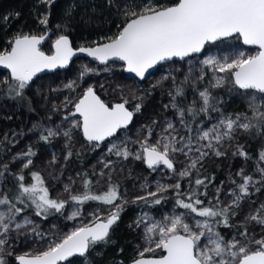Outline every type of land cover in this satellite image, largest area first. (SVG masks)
Masks as SVG:
<instances>
[{
	"label": "snow or ice",
	"instance_id": "1",
	"mask_svg": "<svg viewBox=\"0 0 264 264\" xmlns=\"http://www.w3.org/2000/svg\"><path fill=\"white\" fill-rule=\"evenodd\" d=\"M37 3L50 9L55 0H37ZM104 4L110 10H115L120 23L115 25L118 29L115 35L102 38L105 41L103 43L94 41L93 46L74 49L68 35L59 34L52 44L53 54L46 55L40 45L47 38V12L38 17V24L44 26L43 34L21 31L13 35L8 40V48L0 51V66L8 70V75L0 78L3 96L10 100H25L26 91L31 90L34 78L39 73L67 67L77 52L85 53L102 65H108L109 61H122L128 73L144 80L149 70L158 65L162 66L175 58L184 61L199 56L206 52L207 45L229 38L239 39L246 46H255V54H247L242 50L218 55L209 53L196 61L198 70L196 64L190 63L188 73L180 84L168 72L152 85L153 88L158 87L171 78L173 87L168 93L171 101L164 107L175 110L179 128L172 120H165L160 131L156 132L154 126L158 122L153 119L151 125L142 126V130L146 129L143 141L122 138L119 133L129 128L134 114L141 111L142 103H136L134 111L126 107V99L109 106L92 86H88L74 103L71 97H65L64 107L72 105V109L63 117L68 122L67 128L60 125L55 128L33 125L30 131L38 130V140L45 144L55 137L63 136L67 149L65 160L73 155L72 139L74 132L79 130L92 148H99L102 143L109 141L107 152L110 155L123 160L133 158L142 161L153 171L163 166L178 177L174 184L157 181L155 191L133 200V203L142 201L144 206L152 208L166 201L167 197L163 193L170 189L176 193L170 214L165 213L161 219H155L148 212H143L134 221L136 228L142 227L144 247L138 250L131 264H264V235L257 239L248 227L259 226L264 232V202L252 207L256 201L247 200L253 191L260 192L264 187V166H261L264 165V148L259 151L255 163L259 178L252 174L246 175L245 168H240L235 175L240 177L241 182L231 179L234 187L228 191L230 199L226 203L220 198L221 187L215 189L211 199H202L207 198V189L214 177H200L205 158L209 155L226 156V151L221 149L225 144L235 141L237 133L264 137V0H174L166 5L153 0H104ZM19 15L16 13L17 17ZM67 15L70 16L71 12ZM0 19L6 21L8 17ZM56 27L66 28L67 25L58 24ZM103 71L107 72L109 68L105 67ZM194 72L198 74L193 76ZM90 74H98V70L82 65L78 79L69 81L64 88L75 91L79 81ZM206 78L203 90H198L199 106L196 100L181 106L177 98L184 96L182 85L202 83ZM226 85L230 86V92H236L246 102L245 112L225 114L222 110L223 101L214 96L211 90ZM53 110H57L56 106H53ZM212 113L217 114L215 122H211ZM76 116L79 119H72ZM201 116L203 119H200ZM181 130L184 134H181ZM154 134L155 142L149 143V138ZM4 139L8 140L7 134ZM9 142L13 145L16 143L15 140ZM130 143H139L141 151L129 148ZM36 155V151L28 145L26 151L12 157V162L21 163L18 174L10 172L9 163H0V185L6 179V173L15 181V191L0 188V264H10L9 257H14V264H63L66 261L71 264L69 258L72 257L82 258L83 264H94L92 253L95 252L98 257L103 255L96 248L111 243V232L128 201L121 198L119 186L111 183L106 191L94 193L93 181L89 178L83 180L81 192L73 193L74 181L71 177L70 183L64 185V191L69 193L68 199L52 198L39 172L32 171V182H25L23 170L33 165ZM179 155L188 163L177 171L174 161ZM232 155L245 161L252 159L240 144H237ZM56 160L53 154L50 163L54 164ZM100 163L102 168L94 175L110 181L113 161L102 158ZM105 169L109 171L106 173ZM77 175L86 176L81 173ZM192 177L195 178L189 179V190L182 192L180 180ZM96 183H99V179ZM118 200L119 204L116 203ZM89 202L111 207L107 209L106 216H102L101 209L96 208L90 213L94 217L91 224L74 227L38 253L14 255L12 233H16L17 237L46 238L38 224L28 216H22L28 208L32 209L36 217L44 220L58 214L71 221L82 217L84 206ZM245 202L249 203L247 215L236 224L231 223L243 211L242 204ZM177 208L183 211L177 212ZM66 209H70L67 215ZM220 228L242 230L226 240L218 230ZM237 237H242L246 242ZM157 252L160 254L155 255ZM116 264H123V261Z\"/></svg>",
	"mask_w": 264,
	"mask_h": 264
},
{
	"label": "rangeland",
	"instance_id": "2",
	"mask_svg": "<svg viewBox=\"0 0 264 264\" xmlns=\"http://www.w3.org/2000/svg\"><path fill=\"white\" fill-rule=\"evenodd\" d=\"M235 50L244 51L245 48L240 44H228L220 45L218 49L211 50L204 55L212 54H228ZM204 55L200 57H193L185 62H172L160 67L156 72H154L147 80L144 82H138L135 79L126 77L122 72V66L116 63L107 65L109 71L105 72L103 69L105 67H100L84 59L76 60L71 69L64 72L55 73L54 75H49L41 77L35 81L32 85L31 90L27 91L29 95L36 97V104L40 108V114L42 117L47 119V121L39 122L33 121L29 124L28 129L24 133H15L10 135L9 141L15 140L16 143L13 145L9 142L8 153L0 159V163H9L10 172H20L21 163L20 161L12 162V157L21 151H26L27 146L31 145L36 151L37 155L33 157V165L29 169H24L23 174H25L26 179H30V171L39 172L45 179L48 189L51 191L52 198L57 199H68L69 193L64 191V185L69 184V177L72 178L74 183L72 184L73 193H79L83 190L82 184L85 178H89L93 181V192L102 193L107 190L109 183L119 186V194L123 200L128 201L124 207L133 205V200L137 196H147L148 192L156 190V182L159 181L163 184H174L177 182V178L171 175V172L167 169L160 167L153 171L145 167L142 161L129 158L128 160H123L117 158L115 155H110L107 152V145H100L99 148H92L88 143L82 138V134L79 130H76L73 135L71 150L72 157L69 160H65L64 156L67 149H65V138L63 136L55 137L50 143L45 144L38 140L39 131L32 130L33 125H43L44 127H53L60 125L63 128L68 127V122L63 119L67 114L68 110L72 109V105L69 104L64 107L63 102L65 97H71L73 103L82 95L83 90L88 86H92L98 89V92L103 96L105 102H123L125 99L128 101L126 104L130 110L134 111L136 103H142L143 107L139 113H135L134 124L123 131L120 135L122 138L130 137L132 141H143L146 136V129L142 130V126L151 125L152 120L155 119L158 123L155 125L156 132L160 131L165 120H172L177 123L179 128L178 120L175 115V110L172 108L165 109L164 105L169 104L171 97L168 95L169 91L172 90L171 78L162 83V85L153 88L152 85L161 79L162 75L170 72L172 76L176 78L177 84L179 81H184L185 75L188 73V69L191 64H196L197 70L199 69V64L196 63L197 60L203 59ZM82 65H87L88 67L95 68L98 70V74H90L84 79L79 81L78 87L75 91H69L64 88V85L69 81L77 80L79 72ZM198 72H194L193 76L197 75ZM7 76L6 74L0 73V78ZM207 83V78L204 82H197L194 85L189 82L190 86H199V90H203L205 84ZM103 85V87H101ZM37 88L40 89L39 93ZM56 89V91H52ZM151 93L150 95L148 93ZM1 93V89H0ZM143 97L142 100L139 98ZM1 99V94H0ZM53 106H56L57 110H53ZM182 106V105H181ZM213 119L211 122H215L216 113L211 114ZM0 116L7 119V117L14 118L13 109L1 103L0 100ZM72 119H79L74 117ZM203 119V116H201ZM194 126V125H193ZM181 134L183 130H181ZM244 133H237V139L230 144H225L222 151H226L227 155L223 157H215L209 155L203 161V167L201 168L200 174L205 175L208 171L213 170L219 172L222 180L217 185H212L209 187V195L206 200L211 199L215 193L217 187H221L220 198L225 203L230 197L227 193L230 189L234 187L231 183V179H235L237 183L241 182L240 177L236 176V172L240 168H245V174H252L256 178H259V174L256 172H250L248 162L239 156H233L232 152L235 151L237 144L245 146L246 142L243 138ZM1 139V136H0ZM156 140V135L154 134L149 138V143H154ZM129 148L134 151H141L139 143H130ZM93 153L91 158H87L88 153ZM55 154L57 157L56 162L50 163L52 156ZM107 160L111 159L113 161L112 171L110 173L111 180L107 178L100 179L98 175L94 173H99L102 165L100 163L101 159ZM177 171H180L185 167L188 161L179 155L174 161ZM264 166V165H262ZM106 173L108 169L104 170ZM77 173L86 174L78 176ZM231 174V175H230ZM9 175L6 173V178ZM99 179V183L96 181ZM185 178L181 183V191L185 192L188 188V180ZM6 180V179H5ZM4 180V182H5ZM3 182V185H4ZM223 182V184H222ZM0 185V188H3ZM143 186V187H142ZM167 192H172L176 197L174 190L170 189ZM247 200L256 201V207L259 203L264 202V189L260 192H254L247 198ZM175 198L166 199L161 205H158L155 210L150 208L141 209L132 218L130 225L138 240L134 244V249L138 252L139 249L144 247V242L142 239L143 231L141 228H136L134 221L143 212H148L153 218L161 219L163 214L171 213L174 206ZM214 202V201H213ZM116 203H120L118 200ZM111 206L98 204L97 202H89V204L84 206V214L82 217L76 220H66L64 217L62 219L53 218L42 221L34 217L31 213L23 216H28L36 224L39 225L40 230L46 234L45 240H40L38 238L26 237L21 235L17 237L16 233H12V245L14 255H22L25 253L34 254L44 250L48 244L54 240H59L67 232L71 231L74 227H79L81 225H89L94 220V217L90 215L96 208L101 209V215H107V209ZM243 211L233 218L231 221L233 224L241 221L243 216L247 215L249 210V203L245 202L242 204ZM70 209H66L65 215ZM177 212L183 210L176 209ZM22 219V217H18ZM191 223V220L188 221ZM249 227V232L255 233V238H260L264 235L259 226ZM242 230V229H240ZM236 232H232L228 239H231ZM243 241L242 237H237ZM246 242V241H243ZM157 252L155 255H159ZM152 255V254H149Z\"/></svg>",
	"mask_w": 264,
	"mask_h": 264
},
{
	"label": "trees",
	"instance_id": "3",
	"mask_svg": "<svg viewBox=\"0 0 264 264\" xmlns=\"http://www.w3.org/2000/svg\"><path fill=\"white\" fill-rule=\"evenodd\" d=\"M153 2H159L160 4L166 5L171 4L174 2V0H153ZM45 12L49 13L48 28L52 32L51 38L42 48V51H44L47 55L52 54V44L59 34L68 35L74 48L81 46H93L94 41L103 43L105 41L102 38L115 35V33L118 31L115 25L120 23V19L116 15L115 10H110L108 7H106L104 0H59L50 9L44 5L38 4L37 0H0V18L8 17L6 21L0 19V51L6 50L8 48V40L17 32L22 31L23 33L37 35L43 34V26L38 24V17ZM69 12H71L70 16L67 15ZM16 13H19L20 15L17 17ZM58 24L62 26L67 25V27L58 29L56 27ZM233 43L239 45L241 44L239 39L230 38L214 45H207L206 52L204 54L211 50L218 49L222 44L228 45ZM256 51L257 50L254 49L244 50V52L247 54H255ZM69 69H71V67ZM180 83L181 81L178 82V84ZM182 86L184 87L185 92L183 97L177 98L178 103H181L182 106H186L191 104L193 100H196L197 106H199V86H190L188 83L183 84ZM229 87L230 86L226 85L223 88L212 89L211 91L214 96H218L223 101L222 110L225 112V114L245 112L246 102L236 92H230ZM95 90L104 101L103 96L98 92V89L95 88ZM0 94L1 103L10 106L13 109L14 115V118L11 119H5L0 116L1 159L9 151V138L11 134L17 132L24 133L27 131L31 122H44L47 121V119L41 116L40 108L36 104V97L29 95L27 91L25 93L26 99L23 101L5 98L2 94V89ZM105 103H107L109 106L113 104L111 102ZM122 133L123 132H120L119 135ZM5 134L8 135V140L4 139ZM243 138L246 142L244 149L252 157V159L247 161L249 170L250 172H255V163L258 159V153L262 148H264V137H255L243 134ZM92 156L93 153L89 152L86 157L91 158ZM31 172L32 171H30V173ZM18 173L19 172H14V174ZM40 175L42 176V174ZM171 175L173 176L172 173ZM205 176L209 178L214 177L212 184H209L207 189V193L209 195V187L219 184L222 180V177L219 172L213 170L208 171L205 175L200 174L201 178ZM174 177L178 179V177ZM194 178L195 177L187 178L186 180L189 182V179L194 180ZM183 180L184 179L180 180V182H183ZM25 182L31 183V177L29 180L25 177ZM45 186L47 187L46 181ZM3 188L15 191V181L11 175L6 178ZM263 189L264 187L261 188V190ZM188 190L189 186L185 192ZM201 191H203V189H201ZM49 193L51 196L50 190ZM163 195L166 196L167 199H176L172 192H165ZM201 198L206 199L204 197ZM149 199L152 198L149 197ZM156 207L157 206H154L150 209L155 210ZM145 208L149 207L144 206L142 201L124 207V211L121 213L119 222L111 232V243L107 246H97L96 248V251H102L103 255L98 257L96 256L95 252L92 253L91 259L94 261V264H116L118 261H123V264L131 263L132 259L137 255V252L134 249V244L138 238L135 235L134 230L130 228L129 225L132 221V218L138 213V211ZM28 213H31L34 217H36L31 208H28L22 214V216ZM36 218L45 221L40 217ZM53 218L62 219L63 216L57 214L54 216H49L48 219ZM218 230L227 240L232 232H237L240 229L220 228ZM119 249H123V251L121 252ZM9 261L10 264H14V257H9ZM70 261L71 264H83L82 258L72 259ZM65 264H68V262Z\"/></svg>",
	"mask_w": 264,
	"mask_h": 264
},
{
	"label": "water",
	"instance_id": "4",
	"mask_svg": "<svg viewBox=\"0 0 264 264\" xmlns=\"http://www.w3.org/2000/svg\"><path fill=\"white\" fill-rule=\"evenodd\" d=\"M59 0H55V3L54 4H56L57 2H58ZM53 4V5H54ZM48 27V26H47ZM43 29H44V26L42 27ZM51 36H52V32H51V30H49V28H48V32H47V38L45 39V41L40 45V48H41V50H42V48L44 47V45L48 42V40L51 38ZM230 39V38H229ZM69 40H70V38H69ZM228 40V39H227ZM70 42H71V40H70ZM218 43V42H217ZM240 43H241V45L245 48V49H254V50H257L256 49V47L255 46H246V45H243L242 44V41H240ZM72 44V43H71ZM73 47V46H72ZM74 48V47H73ZM77 48H79V47H77ZM77 48H74V49H77ZM53 52H54V49H53V47H52V54H53ZM51 54V55H52ZM47 55V54H46ZM203 54H201V55H199V56H194V57H200V56H202ZM193 58V57H192ZM78 59H84V60H87V61H89V62H91V63H93V64H96V65H98V66H100V67H106L107 65H102V64H100L98 61H95L93 58H91V57H88L85 53H79V52H77V54L72 58V60H70L69 61V65L67 66V67H65V68H62V69H55V70H53V71H48V70H45L44 72H42V73H39L38 75H37V77L36 78H34L35 79V81L36 80H38L39 78H41V77H45V76H49V75H54L55 73H59V72H64V71H67L71 66H72V64L76 61V60H78ZM187 59H190V58H186L185 60H187ZM184 60V61H185ZM172 62H179V63H181V62H183V61H181V60H179L178 58H175L173 61H170V62H165L163 65H166V64H169V63H172ZM113 63H116V64H119V65H121L122 66V71H123V74L126 76V77H128V78H132V79H135V80H137L138 82H144L145 80H147L154 72H156L160 67H162L161 65H158V66H156L154 69H151V70H149V74H146V78L144 79V80H140L138 77H136L135 76V74H132V73H128L126 70H125V65H124V63L122 62V61H109V63H108V65H110V64H113ZM0 73H3V74H6V75H8V70H6V69H4L2 66H0ZM94 88V87H93ZM94 90H95V88H94ZM95 92H96V90H95ZM96 94L99 96V94L96 92ZM100 97V96H99ZM101 98V97H100ZM116 103H120V102H115V103H113L112 105H114V104H116ZM126 107H127V105H126ZM128 108V107H127ZM129 109V108H128ZM130 110V109H129ZM77 118H79L78 116H76ZM74 118V117H73ZM134 120H135V116L133 117V120H132V122L130 123V125H129V128L132 126V124H133V122H134ZM123 131H125V130H121V132H123ZM82 134V133H81ZM82 138H83V136H82ZM84 139V138H83ZM85 141V140H84ZM86 142V141H85ZM109 141H105L104 143H102L101 145H103V144H106V143H108ZM87 143V142H86ZM145 165V164H144ZM145 167H146V165H145ZM161 167H163V166H161ZM164 168V167H163ZM166 169V168H165ZM169 171V170H168ZM119 222V221H118ZM116 226V225H115ZM114 226V227H115ZM70 260H72V259H79L78 257H72V258H69ZM65 263H67V261L66 262H63V264H65ZM129 264H131V263H129Z\"/></svg>",
	"mask_w": 264,
	"mask_h": 264
}]
</instances>
